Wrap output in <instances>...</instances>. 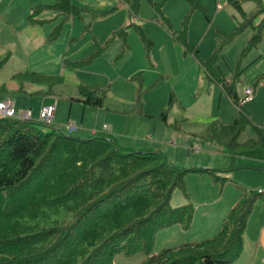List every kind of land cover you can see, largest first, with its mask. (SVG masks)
Masks as SVG:
<instances>
[{
    "label": "trees",
    "instance_id": "obj_1",
    "mask_svg": "<svg viewBox=\"0 0 264 264\" xmlns=\"http://www.w3.org/2000/svg\"><path fill=\"white\" fill-rule=\"evenodd\" d=\"M122 1L129 16H137L140 0ZM253 1L258 11L247 17L240 0H225L243 18L235 32L254 30L246 51L256 48L264 34V18L254 25L258 16L264 17V6L260 0ZM57 6H63L76 17L85 11L73 6L70 0H61L60 5L36 7L27 20L42 23L43 20L33 18L35 12ZM114 10L115 7L101 15ZM127 27L136 31L147 56V48L152 44L138 30L140 26ZM126 34V28L113 34L122 40L121 56L128 47ZM105 47L68 66L72 70L85 68ZM5 61L0 59V70ZM240 73L237 70L236 76ZM140 75L132 77L140 85L136 93L137 114L143 113ZM210 76L238 106L234 78L227 80L216 73ZM11 80L20 84L17 91L21 93H26L23 83L52 82L48 83L51 86L62 81L61 77L36 73L16 74ZM258 82H264V74ZM98 91L101 90L81 85L76 100L84 107L102 108L104 99ZM172 104L170 94L167 107L158 117L165 125L180 130L178 123L168 120ZM249 125L256 139L239 144V136ZM65 128L68 134L75 130L74 125L71 132ZM202 140L217 143L222 149H238L232 155L264 161V134L241 109L230 124L219 121L209 124ZM236 168L234 163L229 171ZM189 174H205L221 187L231 182L216 169L174 165L160 151L122 147L108 131L80 138L65 135L53 122L48 124L40 118H0V264H113L116 255L137 254L145 256L143 264H232L242 253L246 223L253 207L264 195L239 191L237 183L239 200L222 219L215 236L153 254L159 230L179 225L188 231L191 227L194 206L190 202L177 207L170 205L175 190L188 199L185 178ZM53 216L58 220H53Z\"/></svg>",
    "mask_w": 264,
    "mask_h": 264
},
{
    "label": "rangeland",
    "instance_id": "obj_2",
    "mask_svg": "<svg viewBox=\"0 0 264 264\" xmlns=\"http://www.w3.org/2000/svg\"><path fill=\"white\" fill-rule=\"evenodd\" d=\"M74 1L90 6L95 5L98 0ZM260 1L264 6V0ZM57 3L60 5L61 0H0V59H6L0 70V88L3 86L0 89V100L10 99L15 103L16 113L30 112L31 119L34 120L39 119V110L44 105L58 103L60 106L55 107L60 121L53 122L54 125L65 135L84 138L86 136L81 135L83 127L90 129L86 135L108 131L114 114L138 115L133 111L136 110V93L140 85L132 77L140 73L141 101L143 105L147 102V110L150 107L151 111H159L161 107L165 109L170 94L174 95L173 99L176 98L168 113L171 123H178L180 130L159 120V112L147 116L149 120L155 119L162 126L156 130L155 136L159 141L165 142L166 132L177 136L168 140L169 145L174 148L167 154L168 161L179 167L221 171V175L232 180L229 185L224 186V198L234 189L238 196L242 189L253 194L264 193V161L232 155L238 149H222L217 143L202 140L209 124L215 121L230 124L238 118L240 109L253 126L261 127L264 132V82H258L259 77L264 74V34L256 48L246 51L254 30L248 28L243 32H235L243 18L225 0H140L136 10L138 15L134 17L128 15L122 0H115L104 11L84 12L81 20L71 19L76 14L63 6L35 12L33 18L43 20L42 23L27 20L36 7L53 6ZM240 5L247 17L258 11L253 0H240ZM114 7L112 13L101 15ZM113 15H118L121 22L105 36L103 19ZM63 18L66 19L65 23H61ZM262 18L264 17L258 16L254 25L257 26ZM150 22L161 26L165 38L154 46L150 45L146 56L145 47L136 31L127 26L138 25V30L145 35L143 26ZM123 28L127 30L125 40L128 47L121 56L122 40L117 36L113 37V34ZM95 33L103 36V40L99 42ZM175 39L184 45H179ZM115 44L118 53L108 60L106 54ZM104 46L106 47L101 54L91 62L93 65H87H90L88 69L72 70L68 66L73 61L91 56ZM154 48L159 55L160 68L152 61ZM99 57L102 59L99 60ZM162 67L169 74L167 77L160 76ZM237 70L241 71L238 76ZM25 73L61 77L62 81L51 86L48 83L52 82L43 85L23 83L26 93H21L17 91L20 84L11 78ZM213 73L227 80L234 78L238 106L223 94L221 86L215 80L210 79ZM114 74L121 75L124 83H114ZM81 85L101 90L98 95L104 99L102 108L84 107L76 100L79 96L78 87ZM248 86L255 89L254 101L241 104L244 89ZM49 91L52 93L49 94ZM120 95L125 97L126 105L117 109V106L121 107L118 100ZM68 123L75 126L71 134L65 128ZM123 129L124 132L134 130L127 121ZM248 139H256L251 125L241 133L237 142L244 143ZM234 163L237 168L229 171ZM200 164L205 166H199ZM233 181L238 183L239 191L234 187L236 183ZM199 185L200 188L204 187L202 181ZM216 189L221 192L223 188L216 186ZM175 191L176 196H179V192L183 194L180 190ZM191 196L194 199V194ZM207 201H211V197ZM194 208L196 211L195 206ZM210 210L208 207L199 212L204 216ZM258 214L264 215V195L254 205L247 221L248 229H253V216ZM52 219L58 220L57 216ZM161 243L162 239L158 237L157 244ZM144 260L143 254L130 257L117 255L113 264H143ZM242 262L245 264V259Z\"/></svg>",
    "mask_w": 264,
    "mask_h": 264
},
{
    "label": "crops",
    "instance_id": "obj_3",
    "mask_svg": "<svg viewBox=\"0 0 264 264\" xmlns=\"http://www.w3.org/2000/svg\"><path fill=\"white\" fill-rule=\"evenodd\" d=\"M114 1L115 0H98L95 5L86 6V5L79 4L78 2L74 0H70L73 6L85 9V11H83L80 16L74 17L71 19L81 20L83 13L89 10L90 11L91 10L104 11L110 8L111 4ZM54 17H57V15H55ZM65 22H66V19L63 18L61 20V23H65ZM103 22H104V27H103L104 35L106 36L110 32H112L120 24L121 21L118 18V15L116 16L113 15V16L104 18ZM152 23L154 22L145 24L143 26V30L145 33L144 37L146 39L148 38V40L154 46L156 43H160L161 41H163V39L165 38V32L163 31V29L161 28L159 24H156V23L152 24ZM103 38H104L103 36L96 35V39L99 42L103 40ZM154 51H155L154 55L153 53L151 54L152 61H155L154 64L157 65V68H160L159 67L160 60H159L158 52L155 50V48H154ZM117 53H118V48H117V44H115L113 48L109 52H107L106 58L110 60L114 58L117 55ZM98 59L100 60L102 58L99 57ZM76 61H79V60H76ZM89 67H87L86 69H88ZM161 73L162 74H160V76L162 77H167L169 75L165 73L163 67H162ZM98 76H101V75H98ZM114 83H121V84L124 83L121 75L114 74ZM248 87L252 89V101L249 102V103H252L254 101L253 95L255 93V89H253L252 86H248ZM173 96L174 95L172 94V98ZM3 99H6V98H3ZM118 100H119V104L121 105V107L117 106V109L124 108V106L126 105L124 103L126 100L125 97L120 95L118 96ZM175 100L176 98L173 99V102ZM46 105H52V104L48 103ZM55 105L60 106L58 103ZM13 106L15 109L14 102H13ZM147 106L149 105L146 102L143 105V113H142L143 115L142 114H138V115L132 114V116H119V115L114 114V118L112 119V121H110L111 126L108 132L113 134L117 138L118 143L121 144L122 147H132L137 150L149 149L151 151H160L167 157L169 150L174 149L172 146L169 145L168 140L172 137H177V136L175 134L166 132L165 142L162 143L161 141H159L155 135H156V130L158 128H161L162 126L158 122H156L155 119L153 121L149 120L147 116L156 115L158 112L160 114L164 109L163 107H161L159 111H151L152 107H150V110H147L146 109ZM160 106H163V105H160ZM134 112L135 110L133 111V113ZM56 113H57V108L55 107V114H54L53 122L60 121L59 115L58 113L57 114ZM31 117H32V113H31ZM168 120L169 122H171L169 113H168ZM126 121L134 129L132 132H124L123 125L125 124ZM89 130L90 129H86L83 127V129L81 130V135H84L86 137L89 136L90 134L86 135ZM172 142L174 143V141ZM199 166L204 167L205 165L200 164ZM200 181L204 183V187L200 188V185H199ZM234 183H237V182H234ZM226 185H229V183H227ZM185 186H186V191L188 193V199H185L181 195L180 192H179V196H176V191H174L171 197L170 205L172 207H177V206L185 204L186 202H190V203L192 202L194 204V206L196 207V211L193 216L191 227L188 231H184L182 227L179 225H173L171 227L159 230L155 236V243H154V249H153L154 254H157L156 252L158 250L162 251L163 249L179 247L184 244H194L204 239H208V238L215 236L220 229L222 219L239 200L238 193L236 192L235 189L230 190L229 195L226 198H224V195H225L224 191H226V189L224 188L225 185L221 187L219 185L212 183L209 177L205 174L187 175L185 178ZM216 186L223 188L222 191L219 192L216 189ZM191 194H194V199L192 198ZM174 197H177V199H175ZM209 197H211V201H207ZM215 205H218V207L215 208ZM208 207H210L211 209L209 214H204L203 216V214H201L199 210L203 208H208ZM250 216L248 220L250 219ZM158 237H161L162 239V243L160 245L157 244ZM243 259H245L246 261L245 264H253V263L264 264V215L258 214L257 216H253V229H248V222L246 223V228H245V232L243 236L242 253L239 256V258L236 261H234L232 264H244L242 262Z\"/></svg>",
    "mask_w": 264,
    "mask_h": 264
},
{
    "label": "built area",
    "instance_id": "obj_4",
    "mask_svg": "<svg viewBox=\"0 0 264 264\" xmlns=\"http://www.w3.org/2000/svg\"><path fill=\"white\" fill-rule=\"evenodd\" d=\"M252 101V89L250 87L244 90V98L241 100V104ZM55 114V105H46L40 109L39 118L45 121L48 124H51L54 119ZM9 117V118H25L30 119L31 113H16L13 102L10 99L0 100V118ZM67 129L69 132L73 130V125L68 123Z\"/></svg>",
    "mask_w": 264,
    "mask_h": 264
}]
</instances>
